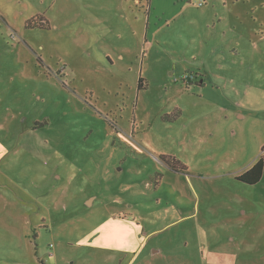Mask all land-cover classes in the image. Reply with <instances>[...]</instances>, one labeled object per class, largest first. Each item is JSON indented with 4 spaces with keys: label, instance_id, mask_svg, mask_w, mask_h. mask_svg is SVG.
<instances>
[{
    "label": "rangeland",
    "instance_id": "1",
    "mask_svg": "<svg viewBox=\"0 0 264 264\" xmlns=\"http://www.w3.org/2000/svg\"><path fill=\"white\" fill-rule=\"evenodd\" d=\"M262 5L0 0V264H264V178L221 173L264 155Z\"/></svg>",
    "mask_w": 264,
    "mask_h": 264
},
{
    "label": "crops",
    "instance_id": "2",
    "mask_svg": "<svg viewBox=\"0 0 264 264\" xmlns=\"http://www.w3.org/2000/svg\"><path fill=\"white\" fill-rule=\"evenodd\" d=\"M236 2V1H235ZM263 6V5H262ZM264 7V6H263ZM237 29V28H236ZM239 39V38H238ZM247 50L245 48H241V47H231L229 49V52L230 54H234V56L239 59L241 62H242V65H245V67L249 66V65H252L251 63H246L245 59H244V52H246ZM252 52L258 54V52L260 51L258 49L257 46H255L253 49H251ZM222 60V59H221ZM226 61V60H225ZM222 64H223V61H222ZM224 67V64L222 65L221 68ZM191 69H197V70H200L199 72L201 74H204L206 76V78L204 77V83H200L198 82V86H196L197 88V91L199 90L200 93H202L201 91L205 88H208L209 85H211L212 87L211 88H215L217 90H220L222 89V87L216 83V82H210V83H207L208 82V79L211 77V72L209 70H207L205 67H201V66H193ZM257 71V70H256ZM261 74L257 71V74L255 75L254 78H252L251 80H248V81H243V82H247L245 86L248 87L247 90H244L243 93L245 94V98H248L249 100L246 101V105H250L249 106V109L250 110H256V111H264V86H263V83H264V76H260ZM203 78V77H202ZM206 79H207V82H206ZM148 88H146L145 90H147ZM226 91V90H225ZM224 91V92H225ZM251 101V102H250ZM239 106L243 109V110H246V108L242 105V104H239ZM241 109V110H242ZM247 109V110H249ZM242 118L243 115H241ZM228 127V125H227ZM229 128V127H228ZM230 146H235V142L236 140L231 138V135L229 134L228 135V139H226ZM264 156V155H262ZM260 159V157H257L249 166L245 167V168H242V166L239 164L237 166H235L234 168H230V167H227L225 168L221 173H224L226 174L227 176H232L234 177V179L236 180V177L237 176H240L241 174L245 173L246 171H248L249 169H251L253 167V165ZM208 163H209V159H208ZM186 164V163H185ZM169 171V170H168ZM189 171H190V167H189ZM191 171H194V170H191ZM212 175L210 174L209 177H211ZM263 178H264V174H263ZM262 178V180H263ZM261 180V182H262ZM237 181V180H236ZM239 182V181H238ZM260 182V183H261ZM167 183V178H166V174L164 176V179L161 183V186L165 185ZM242 183V182H240ZM258 183V184H260ZM245 184V183H243ZM257 184V185H258ZM161 186L158 188V190L161 188ZM256 186V185H254ZM129 207H132V206H129Z\"/></svg>",
    "mask_w": 264,
    "mask_h": 264
},
{
    "label": "trees",
    "instance_id": "3",
    "mask_svg": "<svg viewBox=\"0 0 264 264\" xmlns=\"http://www.w3.org/2000/svg\"><path fill=\"white\" fill-rule=\"evenodd\" d=\"M28 28H30V26ZM39 28L44 29V30L46 29L44 24L40 25ZM39 61L41 62L40 59H39ZM196 71L198 73H200L199 72L200 70H196ZM193 74H194L193 76L195 78L197 75H199L196 73H193ZM203 75L201 74V77H203ZM203 79H204V77H203ZM143 83H144V79L140 78L139 87H138L139 92L146 89L144 87ZM163 117H162V120L165 121L167 116L164 118ZM168 120H171V119L168 118ZM45 125H46L45 121L44 122H37L35 124V130H37L38 128H41ZM160 159L168 166L169 171L172 173L186 175L189 172V166L187 164H185L184 162H182L181 160H178L176 157L162 154V155H160ZM263 174H264V156H261L260 159L253 165V167L251 169H249L245 173L241 174L240 176H237L236 180L239 182L245 183L247 185L254 186V185H257L258 183L261 182V180L263 178ZM157 176H159L160 178L157 179L156 177H154L152 179L153 188L155 189V191L158 190V188L161 186V183L164 179V176L162 174H157ZM41 264H44V262H42Z\"/></svg>",
    "mask_w": 264,
    "mask_h": 264
}]
</instances>
